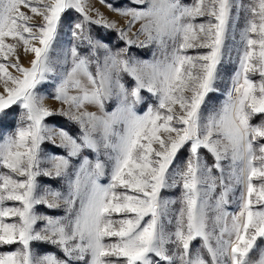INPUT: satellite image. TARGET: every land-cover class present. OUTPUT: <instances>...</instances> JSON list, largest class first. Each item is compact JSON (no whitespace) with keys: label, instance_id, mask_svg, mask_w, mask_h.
Here are the masks:
<instances>
[{"label":"snow or ice","instance_id":"obj_1","mask_svg":"<svg viewBox=\"0 0 264 264\" xmlns=\"http://www.w3.org/2000/svg\"><path fill=\"white\" fill-rule=\"evenodd\" d=\"M107 8L122 27L87 0H0V247L15 246L0 251V264H264V0ZM71 11L81 18L67 24L61 61L54 53ZM241 15L236 66L217 105ZM93 24L127 47L113 51ZM133 45L154 46L152 59L130 55ZM53 78L55 111L41 95ZM54 115L78 123L79 135L46 123ZM46 141L66 155L43 159ZM41 176L66 178V193L41 192ZM176 188L179 199L165 197Z\"/></svg>","mask_w":264,"mask_h":264},{"label":"rangeland","instance_id":"obj_2","mask_svg":"<svg viewBox=\"0 0 264 264\" xmlns=\"http://www.w3.org/2000/svg\"><path fill=\"white\" fill-rule=\"evenodd\" d=\"M113 1H118V0H113ZM184 3H191L192 0H182ZM244 3H247V0H243ZM87 3L90 8L92 9H98L101 13H103L104 17L109 19V20H115L117 22L118 27H122L124 25V19L119 17L115 12L109 11L107 8V5L105 3H101L100 0H87ZM91 16L95 19V12H89ZM73 21L67 22L65 20V25L66 27L62 30L61 32V38H60V44L56 49V52L54 53V57H59L61 61L63 60L64 53L70 49L71 47V35L67 30V24L71 23ZM243 26V15L238 20V27L236 28V31L234 33V38L230 35L227 45L228 49H230V52L226 50V56H225V67L222 70V81H221V92L215 94L212 97L211 103L219 104L222 102L224 98V91H226L227 85L230 83V76L232 72L235 69L236 62H237V49L239 47V28ZM116 31V30H115ZM117 32V31H116ZM119 37V35H118ZM120 39V37H119ZM122 42H124L122 40ZM127 46V45H126ZM125 48V47H124ZM113 51H117V49H112ZM154 46H149L148 48H140L137 47L136 45L131 46L129 49V54L132 56H135L139 59H146V60H151L152 59V52L154 51ZM31 59L30 55H25L22 50H21V63L24 66H28V62ZM66 67V66H65ZM126 81L131 84V78L126 77ZM58 83V79L53 78L50 79L49 81L46 82L45 86L41 88V95L45 97L44 103L46 106L49 108L55 110H58L62 105L60 104L59 101H56L53 96L55 92V84ZM145 95H147L145 93ZM18 109H13L14 113H18ZM65 117V116H64ZM66 118V117H65ZM68 118V117H67ZM262 117H257V122L259 119ZM13 122L12 124H9V120L5 124V129L6 131H10L14 125H15V119H12ZM74 122V121H73ZM47 123V122H46ZM76 123V122H75ZM78 124V123H76ZM54 126V125H50ZM79 126V124H78ZM56 127V126H54ZM57 128V127H56ZM58 138H57V143H58ZM51 146H53L52 142L46 141L44 145H42V151L45 153V156L43 159L47 160V158L53 154L57 155H66V150L63 148H58V147H53L56 149V153L53 152L51 153ZM90 156H93V160L95 159L94 154H90ZM73 165H78L79 163V158H73L72 161ZM44 167H50L47 163L43 165ZM38 184L40 185V190L43 192L45 188H51V189H58L62 192L67 191V179L64 177H55V176H41L37 178ZM106 182V180L102 181ZM165 197L171 198V199H179L180 197V189H169L166 190L164 193ZM176 207H179L177 205ZM235 204L231 205L229 207V211L235 210ZM37 212L40 214H47V215H52V216H62L64 215V209L58 208V209H49L45 205H39L37 206ZM42 226V225H41ZM261 247H264V241H260ZM13 248L15 246H12ZM52 247L54 250H52ZM13 250V249H12ZM33 250L36 251L38 254H45L49 252L57 253L58 255L62 257V253H59L58 250L55 248V246L44 243V242H33ZM0 251H9L7 250L6 246L0 247Z\"/></svg>","mask_w":264,"mask_h":264},{"label":"trees","instance_id":"obj_3","mask_svg":"<svg viewBox=\"0 0 264 264\" xmlns=\"http://www.w3.org/2000/svg\"><path fill=\"white\" fill-rule=\"evenodd\" d=\"M127 3H128V0H118V1L105 0V5L113 4L115 6H122V5L127 4ZM80 18L81 17L79 16L78 13H76L75 11H71L68 13L66 20H67V22H69V21L74 22L75 20L80 19ZM90 29H91L92 34L95 37L100 38L104 43L108 44V46L112 49L119 50L121 48L127 47L125 42H122V40L119 39L118 33L115 30L106 29L100 25H95V24L91 25ZM71 43H72V39H71ZM81 50L83 51V47ZM12 122H13V120L9 119V124H12ZM46 122L49 125L56 126L57 128L62 127L64 130L68 131L69 134H71L73 136H78L80 133V127L78 126V124L71 121L67 117L65 118L64 116H61V115H54L51 117H47ZM53 147L54 146L50 147L52 154H53V152L56 153V149H54ZM186 155H187V151L185 150L184 152L181 153L180 160H183ZM90 158L93 159V156H90ZM209 159H211V157H209ZM6 248L9 251L13 249L12 246H6ZM52 250H54L53 247H52Z\"/></svg>","mask_w":264,"mask_h":264}]
</instances>
